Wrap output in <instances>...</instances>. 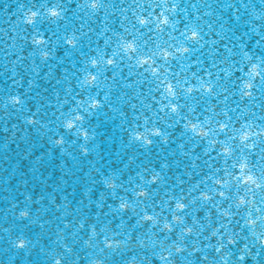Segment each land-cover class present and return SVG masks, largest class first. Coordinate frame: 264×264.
Here are the masks:
<instances>
[{"label":"clouds","instance_id":"9594fccd","mask_svg":"<svg viewBox=\"0 0 264 264\" xmlns=\"http://www.w3.org/2000/svg\"><path fill=\"white\" fill-rule=\"evenodd\" d=\"M0 155V264H264V0H0Z\"/></svg>","mask_w":264,"mask_h":264},{"label":"water","instance_id":"95a60500","mask_svg":"<svg viewBox=\"0 0 264 264\" xmlns=\"http://www.w3.org/2000/svg\"><path fill=\"white\" fill-rule=\"evenodd\" d=\"M101 146L103 147V149L105 148L104 144H102ZM108 147H109V145H106V150H107ZM19 159H20L19 155H14V156L11 157V162H5V161H3V157H0V163H8V170L10 172L12 170L13 163L16 160H19ZM29 166L30 165L28 164V162L21 161V170L22 171L26 170Z\"/></svg>","mask_w":264,"mask_h":264},{"label":"snow or ice","instance_id":"6c2138e0","mask_svg":"<svg viewBox=\"0 0 264 264\" xmlns=\"http://www.w3.org/2000/svg\"><path fill=\"white\" fill-rule=\"evenodd\" d=\"M109 63H111V61H109ZM93 79H95V77H93ZM169 87H171V86H169ZM249 179H251V177H249ZM181 207H183V205H181Z\"/></svg>","mask_w":264,"mask_h":264}]
</instances>
